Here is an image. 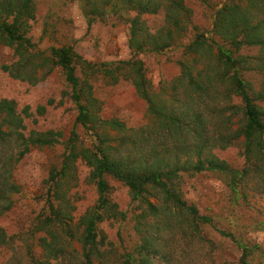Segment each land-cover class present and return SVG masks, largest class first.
<instances>
[{
    "label": "rangeland",
    "instance_id": "rangeland-1",
    "mask_svg": "<svg viewBox=\"0 0 264 264\" xmlns=\"http://www.w3.org/2000/svg\"><path fill=\"white\" fill-rule=\"evenodd\" d=\"M159 1L162 3L157 12L141 17L146 25L142 34L145 50L138 54L143 61L141 70L164 112L184 116L190 124L198 117L204 120L206 128L201 139L193 130L186 136H168L167 140L172 142L182 137L183 144H189L181 153V161L186 162L187 168L199 159L217 157L230 167L243 170L248 165L243 134L247 117L241 96L233 92L234 69L219 60L218 45L239 61L240 75L247 82L255 105L264 111V96H260L264 94V46L243 43L239 47L232 41L234 37L242 38L239 32L246 26L264 23V0H177L183 4L181 8L171 6L166 0ZM35 6V17L22 30L41 53L27 63L23 60L26 51L0 41V100L15 102L26 136L55 134L57 141L43 146L30 144V150L12 169V174L7 173L9 181L18 189L9 192L13 198L11 207L0 214V228L7 238L0 246V264L40 261L45 264H242V247L233 238L242 239L248 246L249 264H264L262 159L257 161L261 167L254 168L239 182V197L229 186L230 177L218 171L193 176L184 173L182 178L175 179L176 188L187 204L196 205L200 215L213 217L215 225L182 213L180 208L167 202L160 188L147 185L144 196L159 209L157 214H152L145 199L136 198L125 182L108 175L111 204L102 210L103 220L98 224L94 242L86 239L81 220L98 202L99 193L91 178L92 167L78 159L75 168L62 179L68 200L64 204L70 211L69 222H74L75 236L67 241L59 255L48 254L40 233L34 229L36 217L44 206L40 196L52 169L61 168L74 130L78 150L82 143L92 142L90 132L77 122L79 110L72 99L71 85L51 49L72 46L76 54L92 63L112 62L111 66L115 67L119 61L132 57L131 23L128 17L112 14L90 22L79 0H35ZM222 9L226 15L217 24ZM137 14V9H131V17ZM228 16L232 19L229 28L224 26ZM198 36L204 44L198 51L189 50L187 46ZM152 40L154 44L166 46L159 52L152 51ZM22 62L27 64L21 71L24 77L16 78L8 68L20 67ZM184 64L200 85L180 78ZM74 66L82 82L87 80L92 85L91 113L98 120L115 119L127 128L124 132L108 126L111 139L107 143L115 147L108 151L110 156H119L123 147L131 146L128 139L135 134L132 129L161 128L149 112L147 99L138 93L134 84L139 64L137 69L122 64L115 76L102 71L86 73L87 68L78 60ZM4 116V113L0 115V123ZM261 119L264 122V114ZM8 125L4 122L3 128L14 129ZM216 128L226 141L213 140L218 137ZM157 135L151 138L156 139ZM199 144L201 147L205 144L200 157ZM24 146V143L12 145L16 152ZM150 158L154 159L151 155Z\"/></svg>",
    "mask_w": 264,
    "mask_h": 264
},
{
    "label": "trees",
    "instance_id": "trees-1",
    "mask_svg": "<svg viewBox=\"0 0 264 264\" xmlns=\"http://www.w3.org/2000/svg\"><path fill=\"white\" fill-rule=\"evenodd\" d=\"M84 5V14L88 15L91 20L98 17H105L109 14L117 15L119 17H128L131 23L130 27V47L132 50V57L127 61H119L115 67L110 63L105 62L102 64L92 63L84 59L79 54H76L72 46L52 47L51 54L57 60L63 70L67 82L72 88V99L75 101L79 113L77 122L81 123L88 130L91 144L86 142L82 143L81 149L78 150L76 143L77 135L74 130V136L70 138L66 151L64 154L63 163L60 169H52V172L47 179V186L44 193L40 196L44 201L42 210L36 217L34 225L35 231L40 233L41 240L43 241L46 250L50 256H57L64 247L67 241L75 236L74 222L69 217L70 211L65 206L66 195L63 191L62 179L67 177L69 172L75 168L78 159L84 160L92 167L91 178L96 182L98 188V202L84 214L81 222L85 226V237L94 242L96 237V230L98 224L103 220L102 210L106 207L109 208L111 204L108 193L110 191V184L107 180L108 175H112L118 180L125 182L134 193L136 198L145 199L148 209L152 214H157L159 209L144 194L147 192V185L155 188H160L166 196L167 202H170L179 211L186 212L187 215L198 218L205 224H214L213 217L207 215H200L199 209L196 205H188L187 202L181 197L179 188H176L175 179L182 178L184 173H189L193 176L197 173L205 171H218L230 177L229 186L231 190L239 197L241 195L238 185L241 180H245L251 171L256 167H261L257 161L262 159L264 161V122L261 117L264 111L255 105L253 96L251 95L247 82L242 78L239 72V61L229 55L226 49L219 47V60L224 62L234 72L231 75L233 92L239 94L244 103L245 115L247 117V124L243 130L246 139V147L244 150L245 157L248 165L243 169H236L229 166V164L217 157H206L199 159L195 165H188L185 167L186 162L182 163L181 153L186 145L183 144L185 140L178 138L172 142H168V136L176 137L178 135L186 136L190 132L197 133L198 136L206 133L204 120L196 117L194 124L188 123L184 116L170 114L164 112L154 99V94L149 89L147 79L141 70L143 61L139 59L138 54L145 50V40L142 38L145 23L141 17L145 13H155L158 11L160 3L159 0H79ZM171 6L181 8L183 4L177 0H166ZM131 9H137L138 14L135 17L130 16ZM36 6L35 0H0V41L6 44L16 46L20 50L27 52L24 61L27 63L32 62L34 56L40 55L41 51L36 48V44L32 42L31 38L26 36L25 30H22L28 20L35 17ZM226 15L225 9L220 10L218 22H223ZM232 25V19L228 16L224 22V26L229 28ZM249 25V24H248ZM264 30V23L260 22L256 25L246 26L239 32L242 38L234 37L233 43L240 47L241 44L246 45H263L264 37L262 35ZM146 34L147 31H144ZM203 37V36H202ZM240 37V36H239ZM152 39V38H151ZM217 43V42H216ZM169 44V42L167 43ZM204 42L198 36L187 47L189 50L198 51ZM166 44H154L152 40V51H161ZM49 58V56H47ZM46 59V58H45ZM86 67V73L94 74L104 72L105 75H116L118 70L122 69V64H125L133 69H137V77L134 84L138 93L147 99L148 109L152 116L160 123L161 128L155 127L153 130L132 129V134L128 139L131 144L130 147H123L122 153L119 156H110L109 150L115 148L107 143L110 138L108 126L110 128H121L126 132L127 128L124 123L115 119L98 120L95 115L91 113L92 98V85L86 80L82 82L80 76L77 74L74 62L76 60ZM22 62L20 67H9L11 75L16 78L24 77L22 70L27 66ZM182 79H188L191 82L200 85L194 78L192 70L186 65H183ZM264 96V94H260ZM5 114L3 122L0 123V214L4 213L11 207L13 198L9 196L10 191H16L18 187L15 183L9 181L8 174H12V169L30 150V144H37L40 146L53 144L57 141L54 136L46 134H34L37 136H26L24 134L25 124L22 119H18L19 115L16 113V104L13 100L1 99L0 100V115ZM4 122H7L10 127L14 129H4ZM136 130V131H134ZM155 133H154V132ZM218 137L215 136L213 140L216 142L226 141V138L221 134V130L216 128ZM156 139L151 136L157 134ZM161 134V135H160ZM14 143L18 145L25 144V146L16 152V148L12 147ZM126 143V140L122 142ZM205 143L209 144L207 138ZM11 146V147H10ZM205 144L197 145L198 155H202ZM228 146V145H227ZM226 147V146H223ZM11 148V149H10ZM126 149V152H125ZM118 151H120L118 149ZM150 155L154 159L150 158ZM151 159V161L149 160ZM139 162V165H137ZM8 173V174H7ZM146 195V194H145ZM171 205V206H172ZM69 212V213H68ZM172 211L170 215L172 216ZM69 219V220H68ZM177 223H180L177 222ZM177 225V224H176ZM220 232L227 236H232L231 233H226L224 230ZM84 237V236H83ZM242 247L241 263L249 264L248 255L249 248L242 239L233 238ZM7 242L6 233L0 228V246ZM131 258H134L131 256ZM35 264H45L38 262ZM126 264H129L127 262Z\"/></svg>",
    "mask_w": 264,
    "mask_h": 264
}]
</instances>
